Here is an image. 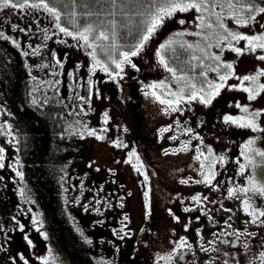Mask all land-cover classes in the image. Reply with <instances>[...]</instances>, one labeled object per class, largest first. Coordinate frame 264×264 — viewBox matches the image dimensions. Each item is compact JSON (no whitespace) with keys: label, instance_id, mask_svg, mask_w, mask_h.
Masks as SVG:
<instances>
[{"label":"snow or ice","instance_id":"1","mask_svg":"<svg viewBox=\"0 0 264 264\" xmlns=\"http://www.w3.org/2000/svg\"><path fill=\"white\" fill-rule=\"evenodd\" d=\"M264 3V0H262ZM11 8L15 11L22 13L23 15H31L34 12L43 11L48 16L52 17L55 21L54 28L58 30V33H62L64 36L71 37L72 40L77 42L78 47H84L89 49L87 52L93 61L90 72L93 74L99 67L101 68L113 81L117 78L123 79V73L125 66H130L136 71H140L137 65L133 62V58L139 56L145 49L148 42L153 36L161 29L165 21L172 19L177 13H187L194 11L193 23L196 31H177L167 40L160 43L155 51L158 64L171 74V77L176 82L177 89L173 91L171 86L164 81L153 82L146 85V88L151 91H145V96H151L159 104L165 105V114L168 112L183 114L185 109L183 104H191L192 102H198L204 106H211L214 99H216L221 91L227 88L230 91H241L246 93V98L249 103L256 101L258 97L264 95V83H261V78H264V68H258L252 74H246L243 76L237 75L234 67V62H227L222 60V55L211 51L216 48L221 53L225 50L234 53L237 57L244 55H252L256 60L264 62V6L257 4L255 0H64L63 10L60 6L53 3L52 0H0V11ZM62 18L67 20V23L71 26H65L62 22ZM231 20L235 25L234 28L228 26L225 22ZM177 23L184 25L188 23L184 19L177 18ZM12 30L17 29L21 33L28 31L25 27L12 24ZM248 29V32L240 31L239 29ZM127 35H132L135 32V37L132 43H121V33L125 32ZM54 35L56 33H53ZM185 35L193 36L197 38V42L188 43L178 37ZM47 38V37H46ZM0 40L9 41L15 45L16 48H20V43L16 39L5 35L4 31H0ZM59 43H66L63 40ZM29 47H32L29 45ZM98 50L106 56L107 61L98 58ZM179 50V51H178ZM34 53H38L39 49L35 48ZM171 53V58L174 60H180L183 53H189L186 60L181 61L188 66V71L193 68H200V75L204 78L199 81V86L194 82L193 77H190L187 73L179 74L178 68L173 67L170 63L168 54ZM28 56V52L23 53ZM55 56V54L53 53ZM110 62V63H109ZM193 62H196L193 64ZM56 64L61 68L63 67L62 61L57 58ZM113 65L114 67H110ZM79 67V66H78ZM182 71V70H181ZM209 72L216 74V79L212 80L208 78ZM234 79L238 81L237 84H229L228 81ZM91 78L88 80V84L92 85ZM183 85V86H181ZM159 90V91H158ZM91 92V88H90ZM77 99L90 101L91 96L86 100L83 96H78ZM35 105L37 101L32 100ZM235 107L239 109L244 115L233 116L225 114L222 118V122L225 125L234 126L238 129H248L252 133H259L260 136H252L248 138L241 146L239 158H236L233 162L237 165V175L243 177V181L237 183L234 178L228 179L230 187L226 188V199L237 200L239 202V211L246 217L243 220V229H232V224L228 223L234 215L233 208L225 207L223 202L217 198V200L210 201L212 204H219L217 211H224L229 213L228 220L225 221L224 230L220 232H213L214 239L207 241V246L200 242L198 248L203 251L208 259L203 264H215L217 255L222 254L228 257L230 254L221 249L219 245H231L237 249V252L244 251L252 253L251 239H255L257 233L248 231V225H256L264 228V203L257 204L256 198L259 197L261 201H264V149L257 147V142L260 139H264V126L261 125L260 118L264 117V110H253L248 105H242L237 102ZM86 114V113H85ZM10 115V113H8ZM104 123L107 124L109 120L108 113L104 114ZM179 125V121H176ZM0 130H6V134L15 136L12 134L11 125H7L5 129L4 124H0ZM109 131L107 128L100 129L99 132L96 129H87V135L94 137L99 141H104L106 137L103 133ZM126 132L127 129L125 128ZM161 132L170 131V128H163ZM184 132L189 137L194 138L200 142V147L195 148L197 153L194 159L199 162L201 170H198L200 179H194L188 177L180 180L181 184L188 185L191 181L195 184H203L212 191H220V186L216 181L218 171L216 170L217 163H225L230 158L225 155H217L214 153L211 146L204 144V138L199 134H195L193 128H185ZM83 137V133H81ZM172 140L178 139V137H171ZM11 142V141H9ZM191 139L182 142V145L178 149L172 150L170 153L168 149L164 150V155L175 154L180 151H186L189 148ZM113 147H128L121 140L116 139L111 142ZM206 148V152L202 149ZM5 149L0 147V169L5 167ZM211 158V159H210ZM135 159V163H133ZM119 163V161H117ZM131 164L134 170L141 173L144 178L145 185L149 181L147 172H143L144 167L140 156L132 151L128 154V158L125 161ZM91 167V164L89 165ZM12 170L17 176L23 179V173L18 171L15 166ZM100 169L97 168L96 171ZM3 178L0 177V180ZM150 189L144 191V218L150 219L152 215L151 211V199L149 196ZM21 196H25L23 190H21ZM131 195V193H128ZM179 199V197H177ZM191 201L198 205L201 210V214L206 217V220L210 224H217L218 221L213 219L210 214L211 210H206V202H209L207 196H203L197 193L191 196ZM120 207H123V197H120ZM184 203L183 200L180 201ZM100 203V201H97ZM109 207L111 203L108 202ZM84 210L88 211V207L85 205ZM196 209L192 207H184V212H192ZM28 211H31L29 209ZM99 212L100 210L97 209ZM102 214V213H101ZM169 216L177 223H180V217L177 216L171 209L168 210ZM15 219V218H13ZM128 217L125 216L121 221L123 225L118 230H113L114 235H117L119 239H125L129 233L125 231ZM196 221H199L200 217L197 216ZM192 223V218H189L188 223L184 224L183 230L187 232L189 225ZM19 230L24 231V225L19 224ZM32 224L36 226V231L40 233L44 240H48L47 232L41 231L43 228V222L35 214L33 215ZM232 229V231H228ZM79 231V229H77ZM174 234V233H173ZM195 234L198 240L203 241L202 231L200 229L195 230ZM83 237L84 233L80 232ZM231 237L232 239H228ZM26 243L29 246H34L33 241L27 237H24ZM88 244H92V240L84 237ZM173 247L166 253H157L154 256V264H180L184 261L185 256L191 254L196 255L193 244H191L188 238L181 236L178 240L172 241ZM261 250L252 253L249 257V264H264V244L260 246ZM118 250V249H117ZM5 245L0 242V252H6ZM8 259V257H5ZM41 264H54L56 257L52 254V249H48V256L38 257ZM233 260H236V264H239L237 258L232 256ZM11 264H29V259L22 253H18L17 257L11 259ZM192 264H195L193 261ZM223 264H230L228 259L223 260Z\"/></svg>","mask_w":264,"mask_h":264},{"label":"trees","instance_id":"2","mask_svg":"<svg viewBox=\"0 0 264 264\" xmlns=\"http://www.w3.org/2000/svg\"><path fill=\"white\" fill-rule=\"evenodd\" d=\"M52 2L63 10L64 0H52ZM255 2L264 6L262 0H255ZM181 14L177 13L175 17L179 18ZM62 22L65 26L71 27L66 19L62 18ZM245 30L249 31L248 29ZM135 35V32L132 35H127L125 30L121 33L120 42L123 44L132 43ZM98 55L99 59L108 62L106 56L99 50ZM188 55L189 53H183L180 60H174L171 58V53L168 54L170 63L173 67L178 68V73H187L190 77L195 78L194 82L199 86V81L204 79L200 75L201 69L197 67L188 71V66L181 63V61L186 60ZM195 63L193 62V64ZM83 64L75 67L73 71L79 73L85 70L86 67ZM28 68L29 64L22 54V50L16 48L10 41L0 40V100L4 104L0 113V124H4L5 128L7 125H11L15 136V149L4 152V156H8L5 160L17 157L19 171L23 173V179L16 174L10 175L6 179L9 192L3 188L2 193L3 196L8 195L9 198L10 207L6 203V216L19 217L20 220L22 218V224H25L24 231H20L17 235L13 234L10 240L11 244L6 247L7 251L2 252V255L8 259L0 260V262L11 263L12 258L17 257L18 253H22L29 259V264H41L38 257L48 256V249L50 248L53 256L56 257L54 264H143L144 259L150 258L147 252H151L150 249L146 250L141 247L139 240L144 234H147L149 239L153 241L159 235V228L164 230L163 233L166 235L171 234L166 232L169 229L178 234H184L182 229L184 225H180V223L181 221L184 224L188 223L190 212H184L183 209L182 211L173 210V206H170L169 209L180 217V223L175 222L177 224L175 227L171 223L162 222L164 215H157L151 204L152 215L150 219L146 220L144 218L145 201L143 195L146 188L138 193V199L141 197L140 205L143 210L138 216L134 210L131 211L134 197L123 196L125 182L122 173L121 183L112 193L105 191L106 181L110 177L115 183L112 174L113 171L117 170L111 168L112 172H109L110 169L100 167V170L96 171L97 168L92 165L88 167L87 163L92 161V155H86L87 144L82 142L80 138L81 133L87 134V127L84 126L91 115L87 113L88 110L85 111L83 108V105L87 103L77 99V97L85 96L87 100L91 93L95 95L93 89L90 92L91 85L88 84V80L91 78L95 84L98 73H101V76L103 72L96 69L94 74L86 75V78L74 81L75 84L71 82L75 88L73 87V91H70V94L66 96L63 90H59V87L56 90L52 87L61 80L70 82L68 77L55 74L50 84L46 82V79L41 83L33 76V71L28 70ZM83 80L84 84L80 85ZM174 86L172 90H178L176 82H174ZM70 88L71 86L68 87V90ZM118 92L117 86H109L106 90L107 100L105 101L102 93V104L100 102V109L103 114L104 109L108 107L114 113L118 111L122 115V124L119 127L120 140L128 147H120L118 150L124 152L127 158L132 151L140 156L144 165L142 171L147 172L149 176L146 186L150 185V178L152 177L155 178L158 185L163 184L164 181L168 183L169 174L175 173L173 167L179 162L177 160L186 161L187 165L192 160L193 153L180 151L175 154L164 155V151L157 146L159 142L161 143V136L155 129L152 119L148 118L147 109L142 105L145 104L143 100L147 98L145 94L143 100L135 98L136 101L127 107V101L120 100ZM33 99L37 101L35 105L32 103ZM95 99L96 95L94 96ZM221 101L222 103L220 100L213 101L221 107L216 112L220 121L225 114L233 115L231 101L226 95H222ZM92 102L93 99H90L89 104ZM103 114L102 117H104ZM212 114L214 112L210 113V115ZM177 120L179 125L176 123ZM165 121L167 123L165 125L170 128L169 133L179 126L181 127V134L186 136L184 132L186 127L183 126L185 120L181 114L169 111ZM192 124L189 122V125ZM189 125L187 128H191ZM125 126H127L126 129L130 128V130L125 132V128L123 129ZM221 127L223 134H226L227 126L222 122ZM92 128L93 126L90 125L87 129ZM108 129V135L116 136L117 128L115 126L110 125ZM103 135L105 136V133ZM137 135L146 137L154 135L157 140L156 142L142 141L140 145L134 141V136ZM174 146L177 148L179 144ZM169 152L171 153L172 150ZM135 162L133 159V163ZM128 165L134 180L142 186L145 185L143 175L136 172L131 164ZM5 176L2 175L3 178ZM3 185L2 182L1 186ZM162 187L161 185L159 189ZM21 190L24 191L25 196H21ZM175 192V195H186L191 191L177 187ZM159 195L162 196L161 193ZM120 197H123V205L124 200L128 202L123 207L119 206ZM110 198L114 203L111 202ZM3 199L5 200L4 197ZM108 202L111 203V207H109ZM85 205L88 207V211L84 210ZM29 209L31 211H28ZM97 209L100 211L98 212ZM34 214L43 222L41 231L47 232L48 240H44L43 236L36 231V226L32 224ZM125 216L128 217L127 221H124L127 224L125 231L129 235L121 240L117 235H114L113 230H118L123 226L121 221ZM169 220L171 222V219ZM160 224L161 227H159ZM5 231L10 232L8 227L5 228ZM13 231L19 232V229L16 231L13 229ZM80 232L84 233L83 237ZM193 232L189 225V230L184 235L194 237ZM24 237L31 239L34 246H29ZM84 237L92 240L93 243L88 244ZM160 242L165 243L166 241L161 240ZM8 248L11 249L12 254H8Z\"/></svg>","mask_w":264,"mask_h":264},{"label":"flooded vegetation","instance_id":"3","mask_svg":"<svg viewBox=\"0 0 264 264\" xmlns=\"http://www.w3.org/2000/svg\"><path fill=\"white\" fill-rule=\"evenodd\" d=\"M10 9H5L3 15L1 16V22H0V31H4L5 35L10 36L11 38H14V32L12 30V24L16 22L20 25V27H25L28 29L26 33H21L24 38V40H27V36L32 37L29 31L33 29L35 33V40L33 41V48H38L39 52L36 54L35 59L39 60L40 66L41 63H43L44 70H47L50 68V70H56L59 74L65 75L68 73L67 67L61 68L58 64H56V54L61 55V60H70L72 56H74V52L72 49V43L71 37L64 36L62 33H57V31L53 28L52 30H45L42 28V24L46 23L45 19H42L41 22H39L40 16L38 14H31V15H23L22 13L18 12V15H16V20L13 19L12 13H10ZM186 27V25H180L177 23V18L168 19L167 22L164 24V26L159 29V31L153 36V40L149 41L146 45L144 51L137 57L133 58V62L137 65V67L140 69V71H136L135 69H132L130 66H125V71L122 74L123 79L117 78V85L112 84L114 86H117L118 89V97L120 100L127 101V107L130 106L132 102H135V98H143L144 91L150 90L146 88V85H149L152 83L153 79L164 81L165 83H168L171 86V89H173V78L171 77V74L168 73L166 70H164L157 62V58L155 56V51L158 48L159 44L163 42L162 38H165L166 40L174 34L176 31H182V29ZM16 32H19L17 29ZM53 33H56L55 35ZM47 37V38H46ZM33 39V38H32ZM63 40L66 43H59L58 41ZM11 41V40H9ZM37 44V47L35 45ZM24 47V46H23ZM80 49V47L78 48ZM55 54V56L53 55ZM41 56V57H40ZM41 58V60H40ZM28 64L32 63L33 61H30V58L28 57ZM80 60V58H78ZM46 61L47 66L44 65V62ZM83 62H77V65H81ZM37 66V64H36ZM76 66H73V69H75ZM40 70L41 68H38ZM69 69H72L70 66ZM214 73L209 72V75L212 80H215V77L213 76ZM39 78V77H35ZM41 78L45 80V77L42 75ZM172 80V81H171ZM94 83L91 85V90L93 89ZM175 87V86H174ZM176 88V87H175ZM143 100V99H142ZM145 101V100H143ZM144 108H147L146 104H142ZM182 107L185 109L183 114L181 116L185 120V127L187 128V124L189 122L193 123L191 125V128L195 130V134H199L204 138V144L206 146H211L214 153L217 155H225L229 157L230 159L225 163H217L216 170L218 171V176L216 178V181L214 183L219 184L220 191H212L208 187L204 186L203 184H191L188 185H180L181 189L189 190L191 191L187 195L189 198L191 196L200 193L203 196H207L209 198V202H206V210L210 209L211 214L213 216V219L215 221L219 222V216H221V219H225V215L223 214V211H217L219 209V204H212L210 201L217 200L219 198L225 207L233 208L234 215H232V229H243V220L246 219L245 216L239 211V202L237 200H230L226 199V188L230 187L231 185L228 184V179L234 178V180L239 183L243 181V177L238 176L237 173V165L233 162L236 158H239L240 153V146L248 139L243 134H238V128L234 126L226 125V134H223L222 131V121L219 119V115L216 113L219 111L221 107L217 105L216 103H212L211 106H204L198 102H192L191 104H183ZM165 105L156 104L152 105L150 107L151 110H159V109H165ZM211 112H214V114L210 115ZM179 113V112H178ZM208 113V114H207ZM180 114V113H179ZM212 116V117H211ZM203 123V124H202ZM179 136V135H178ZM176 136V137H178ZM134 141L142 144V141H150V142H156V136H141L137 135L134 136ZM179 137H183L184 140L188 141L191 139V147L193 151L195 148L200 147V142L194 138L189 137V135L186 133L181 135ZM11 138V136H10ZM12 140V139H11ZM257 147L264 149L260 146V144L257 142ZM190 147L188 148V150ZM206 148H203L204 151ZM195 152V151H194ZM196 154V153H194ZM211 159V158H210ZM8 166H11L10 163L5 164V169H7ZM196 166V165H194ZM191 171H194L198 173L196 168L191 167ZM200 179L199 175L198 178ZM152 180L154 181L150 185H141L138 182L135 181V190H137L139 193H141L142 189H150L149 196L152 198V193L159 191L157 189L158 184L155 182V178L152 177ZM185 192V191H184ZM191 201V199H190ZM192 202V201H191ZM257 204L264 203V201H261L259 197L256 198ZM192 207H196L195 211H192L190 213V217L192 218V223L190 224V227L192 228L193 234L195 233L196 229H201L204 227L205 224H210L207 222L206 217L201 214L200 207L192 202ZM199 216V221H196V217ZM19 217H16L13 219L12 216H4L2 218V223L6 224L10 232H4L1 235L3 236V239L5 242L3 243L6 247L10 245V240L12 238L13 234H19L16 230L19 229V226L17 224V221L19 224H22ZM223 220L217 224H210V227L213 229V232H220L224 230L223 227ZM5 227V228H7ZM13 229L16 231L14 232ZM232 229H228V231H232ZM248 231L257 233L255 239L250 240V244L252 247V253L261 250L260 246L264 244V228H261L256 225H248ZM196 235V234H195ZM5 236V237H4ZM228 239H232L231 237H227ZM178 240V239H177ZM141 247L145 248L146 250L150 249V253L148 255L150 256L149 259H144L143 264H154V256L158 253L156 249L157 245V237L156 240H150L148 235L144 234L142 238L139 240ZM176 241V240H175ZM192 241H194L192 239ZM173 247V244L170 245V247L167 248L169 251ZM221 249H224L227 251L230 255L228 256L230 264H236V260L232 259V256H235L239 262V264H249V257L252 253H247L244 251L237 252V249L231 245H219ZM8 254H12V251L10 248H8ZM167 251L160 252L161 254L166 253ZM196 255L192 256L191 254L186 255L184 261H181L180 264H192L194 261L195 264H203L204 261L208 259L207 255L204 252H198L195 251ZM212 255L219 257L216 253H213ZM221 255V254H220ZM5 256V255H4ZM223 256V255H222ZM228 257L223 256V259H227ZM163 264V262H161ZM215 264H223L219 262H215Z\"/></svg>","mask_w":264,"mask_h":264},{"label":"rangeland","instance_id":"4","mask_svg":"<svg viewBox=\"0 0 264 264\" xmlns=\"http://www.w3.org/2000/svg\"><path fill=\"white\" fill-rule=\"evenodd\" d=\"M4 11L5 10L0 11V18H2L1 16L3 15ZM16 12L17 11L14 10V12H13L14 16H16ZM10 13H12V9H11ZM34 13L35 14L39 13L41 17H46V20L49 21L48 23H43L42 24V28L43 29L48 30V29H51L52 27L54 28L55 21L53 20L52 17L48 16L42 10L39 11V12H34ZM183 15L187 16V20L186 21L188 22V23L184 24V25H186L185 29L188 30V31H196L197 29L195 28V25L193 23L194 16L196 15L194 13V11H189L187 13H183ZM39 22H41V19H39ZM225 22L228 24L229 27H231V28L235 27V25L232 23L231 20H226ZM56 31L58 33V30H56ZM240 31H243V29H240ZM244 32H248V31L245 30ZM29 33L33 37V41H34L35 40V33H34L33 29H31L29 31ZM22 37L23 36L21 35L20 32H16V31L14 32V39H16L17 42L20 43V45L25 44V51L29 53L28 56H30L33 60L36 61V63H33V72L35 73L36 76L39 77L38 79L40 81H38V82H44L45 81L43 78H41V76L43 75L46 78V82L48 84H50L52 82V80L54 79L53 76H52V74H54V73L46 72V70H44L45 68L43 66V63H41V66H40L39 60L35 59V54L36 53H34V51L30 49L32 47H29V45H31V43H30L31 40H30L29 36H27V38H26L27 40H23ZM181 38L182 37H178L177 39H181ZM71 40H72V38H71ZM151 40H153V39H151ZM162 40L164 42L166 39L162 38ZM183 40L188 41V43H194V44L197 42V38L196 37L188 36V35H185ZM72 41H73L72 49H73V52L75 53L74 56H72V58L70 60H67V59L61 60V58H60L61 55H59V54H56V57L59 58L62 61L64 67H70V66L72 68H73V66L78 67L77 62H84L85 61V64H83L86 67L85 70H83L82 72H79V73L77 72L76 73L77 75L73 74V73H72V75H69V76L66 75V77L73 78L72 81L74 82L75 81V79H74L75 77L79 76L78 77V80H79V79L86 78V75L90 76V74H93L92 72H90V69H91V66L93 64V61H92L91 57L89 55H87V52L90 51L89 49L84 48V47H80V49H78L79 47L76 46L77 42L74 41V40H72ZM213 51L216 52L217 54H221L223 61L234 62V67H235V71H236L237 75L243 76V75H246V74H252V73H254V71L256 69L264 68V62H260V61L256 60L255 57L252 56V55H244V56H241V57H237L234 53H232L230 51H227V50H225V51H223L221 53L218 49L213 48ZM98 57H99V55H98ZM78 58H80V60H78ZM40 60H41V58H40ZM36 64H37V66H36ZM44 65L47 66L46 61L44 62ZM37 67L41 68L42 71L38 72L37 71ZM97 69H99L103 73H102L101 76H100L101 73H98V76H97L98 79L96 81V84L94 85V91H98L97 94H96V100H94V96L95 95H93V102L91 104H89V102H87V104L83 105V108L85 109V111L88 110L89 112H87V113H89V115H91V117L86 120L84 127L88 128V126L92 125L93 126L92 129H96L99 132V130L103 129V128H98V127L102 126L104 128L107 127V129H108V126L112 125V126H115L117 128V131H116V136L108 135L109 131H107L105 133V137L108 136V138L105 139L104 141H99V140L95 139L94 137L88 136L87 134L83 135V137L81 136V138H80L81 141L87 144V146H86V150H87L86 151L87 152L86 155L87 154H91L92 155L91 156L92 161L88 162L87 165L89 167V165L91 164L94 168H99V169H100V167L102 169H107L108 168V169L111 170L109 172H112L111 168L117 170V171H113L114 173L112 174V176L115 178V183H114L113 180L110 179V177L106 181V185L107 186L105 188V191H107V192H109V191H111L112 193L115 192V190L117 189V187L121 183V173H122V177H123V180L125 182V186L123 188V190H124L123 196L124 197H134V200L132 202V210L131 211L133 212V210H134V213L136 212V214L138 216H140L141 213L143 212L142 207L140 205L141 200H140V198L138 199V196L135 195V185H134L135 181L133 179V175L131 174V169L129 168L128 163L125 162L127 160L126 154H124V152H120L118 150V148L113 147L112 144H111V142L113 140H116V139L120 140V138H121V132H120V128L119 127L122 124V115L118 111L116 113H114V111H112V109L107 107V109H104V113L107 112L108 116H109V120H108L107 124H105L103 122L104 121V117L101 116L103 113H102V110L100 109V106L102 104V102L100 104V100L102 98V93L104 94V90H102V88H105V86H106V88H108L109 86H112V84H113L112 82H115V81H112V82L111 81H107V78H108L107 74L101 68L98 67ZM69 70L71 71L72 69H69ZM95 72H96V70H95ZM214 75L216 76L215 73H214ZM50 78H52V79H50ZM160 81L161 80L153 79L152 83L153 82H160ZM81 82L82 83H80V85H83L84 84L83 83L84 80L81 81ZM260 82L264 83V78H261ZM228 83L229 84H237L238 81H236L234 79H230L228 81ZM69 86H71V88L68 90ZM58 87L60 88L59 90L60 91L63 90V92L67 96V94L68 95L70 94V91H73L72 88L74 86L71 85L70 82H63V80H61L59 83L54 84L52 89L56 90V89H58ZM100 92H101V95H100ZM234 93H236L234 90L230 91L227 88H225V89H223L221 91V94L216 98V100L217 101L220 100V103H222L221 97H222V95H226L227 98L230 101H232V99L234 98V95H233ZM237 94H238L237 95V102L241 103L242 105H248L250 107V109H253V110H256V109L264 110V95H261L260 97H258L256 101H253V102L249 103L247 101V98H246V95H247L246 93L237 92ZM149 97H150V95L147 96V98L145 99V104L147 105L146 109H148L147 110L148 118L152 119L153 123L155 124V128L159 127L160 125L167 124L166 121H165L166 114H165L164 110L163 111H159V110H151L150 109V107L152 105L159 104V102L155 101L154 99H151ZM85 98H87V97H85ZM104 99H106V98H104ZM235 104L232 105L233 116L244 115L239 109H237L235 107ZM260 121H261V125L264 126V117H261ZM123 126H124V123H123ZM127 126L123 127V129L126 128ZM127 130H130V128H128ZM238 134H243L247 138H250L252 136H260L261 135L259 133H252L248 129H238ZM171 136L172 135H168L167 137L163 136V137H165V139L160 143V145H159V143L157 144L159 149H162L163 151L165 149H168L170 151V150L178 148V147L175 148L176 146H174V145L179 144V146H181L180 144H182V143H180L179 140H178V142L170 141L169 137H171ZM258 143L260 144V146L262 148H264V139H260L258 141ZM204 151L206 152V149ZM117 161H119V163ZM177 161H179V162H177L176 166L173 167V168H175V171H176L174 173L175 175L174 174H169V178L170 179H169L168 183H167V181H164V183L161 184L163 186L162 189H160V191H158V193L157 192L156 193L155 192L152 193V205H153V209H155L156 214L157 215H164L163 219H162L163 220L162 222H165L167 224L171 223V225L175 226V227H176L177 224L175 223V221L171 217H169L168 210H169L170 206H173V208H174L173 210L178 209L179 211H182V208H184L183 207V203L180 202L182 195H180V194L179 195H175L174 194V193H176L175 189H177V187L179 188L180 185H182L180 183V180L186 179L188 177H193L194 179H197V177H198V173H196L194 171H190V170L187 169L188 166L185 163L186 161L184 162L181 159H179ZM99 164H101V165H99ZM194 165H196L198 167V169L201 170L200 166H199V162H197L195 159L193 160V162H192L190 167L196 168V166H194ZM183 174H185V175H183ZM176 175H178V176H176ZM164 189H166V192L164 191ZM128 193H131V195H128ZM160 193L161 194H166V197H163V195L162 196L159 195ZM177 197H179V199H177ZM185 197H188V195L185 196ZM110 200H111L112 203H114V201H112L111 198H110ZM126 203H128L127 200H124V205H126ZM195 208L196 207H194V209ZM2 214H3V207L0 204V218H1ZM210 214H211V212H210ZM223 214L225 215L226 218L223 220V219H221V216H219V222H221L223 220V222H224L223 226H224L225 221L228 220V216L230 214L226 213L224 211H223ZM212 216H214V214ZM160 217L162 218V216H160ZM169 219H171V222H170ZM228 223H232V219L230 221H228ZM180 225H184V223L181 221ZM161 226L162 225L160 224L159 227H161ZM209 229H210V227H208L206 230L203 229V228L201 229L202 235H203V241L198 240V244L200 242H203L207 246V241L210 240V239H214L215 238V237L212 236V233L210 232ZM163 231L164 230H161L159 228V233L160 234H159L158 237H161V238H159V240L167 241V240H171L172 238L178 237L180 234H182V235L186 234L185 231H184V234L183 233H179L178 234L177 232H173V231H171V229H169L166 232H168V233L170 232L171 234L170 235H166V234L163 233ZM196 239H198L197 236H196ZM168 247H169V245H163L160 242L157 244V248L160 251H165V249H167ZM159 250H158V253H160ZM166 251H168V250H166ZM198 251H200V250L198 249ZM201 252H203V251H201ZM217 262L220 263V261H218V260H217Z\"/></svg>","mask_w":264,"mask_h":264}]
</instances>
